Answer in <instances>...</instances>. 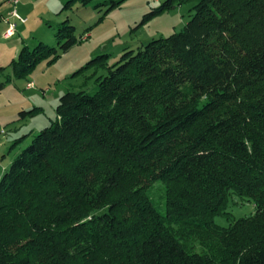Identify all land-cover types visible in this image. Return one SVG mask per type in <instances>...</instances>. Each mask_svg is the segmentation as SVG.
Wrapping results in <instances>:
<instances>
[{
    "label": "trees",
    "instance_id": "1",
    "mask_svg": "<svg viewBox=\"0 0 264 264\" xmlns=\"http://www.w3.org/2000/svg\"><path fill=\"white\" fill-rule=\"evenodd\" d=\"M183 4L179 31L86 62L90 88L0 171V264H264V0H165L140 23ZM72 30L6 67L54 62ZM233 195L252 214L216 223Z\"/></svg>",
    "mask_w": 264,
    "mask_h": 264
},
{
    "label": "rangeland",
    "instance_id": "2",
    "mask_svg": "<svg viewBox=\"0 0 264 264\" xmlns=\"http://www.w3.org/2000/svg\"><path fill=\"white\" fill-rule=\"evenodd\" d=\"M68 0H19L15 6L0 5V171L8 168L20 150L30 144L34 135L47 126L55 115L59 97L66 91L89 89L91 81L88 71L77 73L90 59L107 54V61L114 63L124 49H134L159 37L179 31L190 18L189 5L183 4L141 22L143 16L159 7L165 0H123L118 7L105 13L106 5H95L96 0L86 6L78 3L64 7ZM17 11L25 22L16 23L13 36L3 38L9 26L3 18L11 9ZM73 26L75 43L52 63L45 60L35 65L25 76H16L6 67L16 57L20 48L29 49L39 43L57 47L56 33L62 25ZM64 40V39H62ZM61 40V42H62ZM1 67H6L4 70ZM30 83L31 87L27 85ZM40 107L33 116L21 117L20 111ZM22 138L19 143L16 139ZM227 208L229 214L216 217V223L227 225L238 217L252 214L253 204L231 196Z\"/></svg>",
    "mask_w": 264,
    "mask_h": 264
},
{
    "label": "built area",
    "instance_id": "3",
    "mask_svg": "<svg viewBox=\"0 0 264 264\" xmlns=\"http://www.w3.org/2000/svg\"><path fill=\"white\" fill-rule=\"evenodd\" d=\"M18 1L19 0H0V5L1 4H8V5L15 6L16 4H18ZM8 14L11 17H13L14 19L19 20L20 22H25V19H22L19 15H17L18 13H17V11L14 8L11 9L10 13H8ZM14 27H15L14 23H9V26L7 27V29L4 32L3 36L8 39V37H10L13 34ZM80 39L84 40L85 36L81 37ZM27 87L28 88L31 87L30 83L27 85Z\"/></svg>",
    "mask_w": 264,
    "mask_h": 264
},
{
    "label": "crops",
    "instance_id": "4",
    "mask_svg": "<svg viewBox=\"0 0 264 264\" xmlns=\"http://www.w3.org/2000/svg\"><path fill=\"white\" fill-rule=\"evenodd\" d=\"M10 11H11V10H10ZM10 11H9L8 13H10ZM8 13H7L8 17H6V18L4 17L3 19H4L7 23H8V22L11 23L10 20L13 19V17H11ZM12 23H14V22H12ZM14 24H15V27H16V23H14ZM6 29H7V28H6ZM5 31H6V30H5ZM5 31H4V32H5ZM4 32H3V34H4ZM3 34H2V35H3ZM12 36H13V35H12ZM3 38H5V37L3 36ZM8 38H9V37H8ZM5 39H7V38H5ZM7 40H8V39H7ZM1 159H2V158H1ZM1 159H0V164L2 163V160H1ZM2 169H4V167H3Z\"/></svg>",
    "mask_w": 264,
    "mask_h": 264
}]
</instances>
